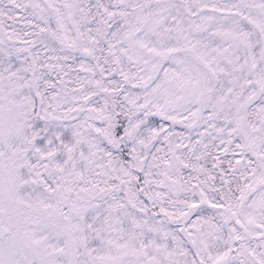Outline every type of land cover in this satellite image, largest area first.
<instances>
[{
  "label": "snow or ice",
  "instance_id": "obj_1",
  "mask_svg": "<svg viewBox=\"0 0 264 264\" xmlns=\"http://www.w3.org/2000/svg\"><path fill=\"white\" fill-rule=\"evenodd\" d=\"M0 264H264V0H0Z\"/></svg>",
  "mask_w": 264,
  "mask_h": 264
}]
</instances>
